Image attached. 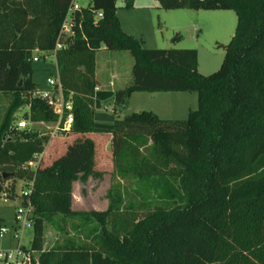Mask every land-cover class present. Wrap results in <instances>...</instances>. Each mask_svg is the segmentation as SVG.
Here are the masks:
<instances>
[{
	"label": "trees",
	"instance_id": "obj_1",
	"mask_svg": "<svg viewBox=\"0 0 264 264\" xmlns=\"http://www.w3.org/2000/svg\"><path fill=\"white\" fill-rule=\"evenodd\" d=\"M117 1L89 0L76 10L73 33L54 52L71 0H0V93L12 96L0 122V174L12 176L0 180V193L6 181L27 182L21 204L29 200L33 207L34 264H264V0H157L163 9L235 11V34L221 67L209 75L198 71L196 49L143 47L121 27ZM102 47L132 55L125 87L97 89ZM35 52L54 55L72 103V126L59 133L75 139L54 159L57 150H46L51 136L11 126L24 105L31 122L57 119L34 96ZM135 92H195L198 107L185 119L151 111L95 119L102 102L112 98L120 112ZM95 133L111 145L112 174L153 188L161 204L142 213L117 191L104 211L73 208L74 183L105 174ZM30 161L38 162L35 168ZM68 222L78 237L63 227ZM45 224L62 225L66 235L48 249Z\"/></svg>",
	"mask_w": 264,
	"mask_h": 264
},
{
	"label": "rangeland",
	"instance_id": "obj_2",
	"mask_svg": "<svg viewBox=\"0 0 264 264\" xmlns=\"http://www.w3.org/2000/svg\"><path fill=\"white\" fill-rule=\"evenodd\" d=\"M88 3L89 0H80L81 5ZM117 4L118 7H122L123 1L118 0ZM122 12L124 10L120 9L121 15ZM133 19H141L142 27L137 30L128 29H131L141 39L143 47L196 49L198 52V71L204 75L214 73L221 67L225 56V45L232 39L237 26V15L232 9H163L159 7L152 8L149 12H144L138 18L134 17ZM129 20L132 21L130 17H124V25H127L126 21ZM175 35L180 37L173 41L172 38ZM105 50L109 53L106 54L105 51L98 53L99 67H105L109 57L122 59L119 60L123 67L122 70L128 73H122V79L130 77V67L134 63L132 55L128 51ZM46 57L48 56H43L40 52L34 53L36 60H33L32 80L38 83L41 88H48L47 80L58 73L54 56L49 55L48 59ZM118 87L121 88L122 86L119 85ZM11 100L12 96L0 93V122L6 115ZM107 106L105 110L109 111ZM197 107L198 97L195 92H135L129 99L126 108L116 112L118 116L115 117L122 118L132 113L151 111L161 115L159 117L163 119H185L189 112L197 109ZM29 114V106H21L14 112L11 126L18 128V123L25 121L26 127L23 130H35L51 136L53 145L50 142L46 150H49L50 154H54L53 151L57 150L52 159L58 156L60 152H64L67 145L74 141L75 135L61 136L59 131L55 129L53 121L31 122L28 118ZM92 137L95 139L98 149L100 144L102 145L98 162L105 174L101 177H89L85 184L81 181L75 182L73 187V208L75 210L104 211L110 203V192L115 193L117 191L122 194L125 204L139 205L138 208H142L140 209L142 213L161 204V199L153 188H145L143 183L131 176L112 174L104 137L99 133L92 134ZM110 148L109 143V151ZM28 191L29 187L24 180L18 179L14 185L11 180L4 183L2 191L4 195L2 196L10 199L5 200L0 197V229L5 228L8 232L3 239H0V248L14 247L18 243L17 240H12L11 233L15 225L22 224L21 221L15 219L16 211L21 204L23 194ZM65 225L69 235L77 237L80 235L79 231L76 232L72 229L70 222L63 224V227ZM33 237V227L24 228L20 238L22 245L30 248ZM65 237L62 225L54 229L51 225L45 224L44 249L50 248L56 242H61Z\"/></svg>",
	"mask_w": 264,
	"mask_h": 264
},
{
	"label": "built area",
	"instance_id": "obj_3",
	"mask_svg": "<svg viewBox=\"0 0 264 264\" xmlns=\"http://www.w3.org/2000/svg\"><path fill=\"white\" fill-rule=\"evenodd\" d=\"M83 5L80 4V0H71L70 8L67 16L62 24V28L59 34V40L57 41L54 52L63 47L62 38L71 35L73 33V14L76 10L80 9ZM97 16L101 17L102 13L98 12ZM53 52V54H54ZM46 59L49 58L47 55ZM54 56V55H52ZM36 60V59H33ZM48 88L39 87L34 93V96H38L46 100L51 107L54 116L57 118L54 122L55 129L58 131L70 130L73 123L72 103L71 100L66 101L63 95L61 84L58 75L47 80ZM26 127V122L21 121L18 123V128L23 129ZM40 160L41 155H37ZM38 162L30 161L29 167L35 168ZM28 192L23 194V197L28 196ZM3 192L0 193V197L7 200L8 197L2 196ZM16 221H21L22 224L14 226V230L11 233L12 240H17V245L14 247L0 248V264H34L37 259V253L30 248L22 245L21 233L24 228H32L34 226L33 219V207L28 200L26 204H20L16 211ZM7 229H0V239H3L7 233Z\"/></svg>",
	"mask_w": 264,
	"mask_h": 264
},
{
	"label": "crops",
	"instance_id": "obj_4",
	"mask_svg": "<svg viewBox=\"0 0 264 264\" xmlns=\"http://www.w3.org/2000/svg\"><path fill=\"white\" fill-rule=\"evenodd\" d=\"M122 1H123L122 7L117 8V15H118L119 21L121 23V27L123 28V30L125 32L130 33L131 35H134L137 37V35H135V33L133 31H131V29H128V28H134L137 30L138 28L142 27V21H141V19L135 20L133 18L134 17L138 18V16H140V14H142L144 12L145 13L149 12L152 8H159L160 4L157 0H134L132 8H125L124 5H125L126 0H122ZM117 6H118V4H117ZM120 9L124 10V12H122V15L119 13ZM124 17H126V18L130 17L132 21H130V20L126 21L127 25H124V23H123ZM104 51L106 54L109 53V52H106L104 47H102L96 53V77L98 80L97 89L113 90L114 91V90H117L120 88V87H118L119 85L122 86L121 88H123L124 85L125 86L128 85L132 80V69H133L134 63L130 67L131 68L130 77H127L126 79H122V75H123L122 73L128 74L122 70L123 67L121 65V62L119 61L122 59H116V58L109 57L107 60V63L105 60V63H106L105 67L104 66L99 67L97 56H98L99 52L104 53ZM117 83L119 84L118 86H117ZM131 97H132V95H131ZM106 105H108L107 108L109 109V111L105 110ZM109 112H111L112 114L111 113L109 114ZM115 116H118V115L116 114V111L114 110L113 99L111 98L109 100L102 102L101 107L96 111L95 119L99 122H112L116 118ZM158 116H161V115L158 114ZM39 123H43V122H39ZM104 141H105L106 147H107L106 152L108 153L109 141L107 138H105ZM74 185H75V183H74Z\"/></svg>",
	"mask_w": 264,
	"mask_h": 264
},
{
	"label": "water",
	"instance_id": "obj_5",
	"mask_svg": "<svg viewBox=\"0 0 264 264\" xmlns=\"http://www.w3.org/2000/svg\"><path fill=\"white\" fill-rule=\"evenodd\" d=\"M12 176V173H9V172H3L0 174V180L1 179H7V178H10Z\"/></svg>",
	"mask_w": 264,
	"mask_h": 264
}]
</instances>
